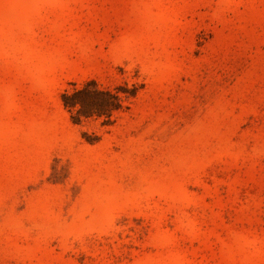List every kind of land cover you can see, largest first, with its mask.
I'll return each instance as SVG.
<instances>
[{"label":"rangeland","instance_id":"obj_1","mask_svg":"<svg viewBox=\"0 0 264 264\" xmlns=\"http://www.w3.org/2000/svg\"><path fill=\"white\" fill-rule=\"evenodd\" d=\"M0 264H264V0H0Z\"/></svg>","mask_w":264,"mask_h":264},{"label":"trees","instance_id":"obj_2","mask_svg":"<svg viewBox=\"0 0 264 264\" xmlns=\"http://www.w3.org/2000/svg\"><path fill=\"white\" fill-rule=\"evenodd\" d=\"M66 105L68 106V103H66Z\"/></svg>","mask_w":264,"mask_h":264}]
</instances>
